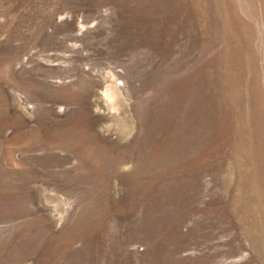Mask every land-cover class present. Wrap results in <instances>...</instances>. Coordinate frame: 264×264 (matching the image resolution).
<instances>
[{
  "label": "rangeland",
  "instance_id": "1",
  "mask_svg": "<svg viewBox=\"0 0 264 264\" xmlns=\"http://www.w3.org/2000/svg\"><path fill=\"white\" fill-rule=\"evenodd\" d=\"M0 264H264V0H0Z\"/></svg>",
  "mask_w": 264,
  "mask_h": 264
}]
</instances>
